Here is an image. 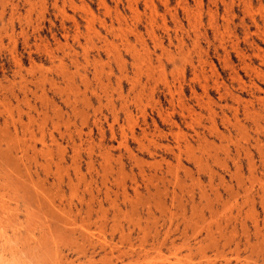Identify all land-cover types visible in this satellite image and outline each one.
Segmentation results:
<instances>
[{
	"label": "rangeland",
	"instance_id": "374dc122",
	"mask_svg": "<svg viewBox=\"0 0 264 264\" xmlns=\"http://www.w3.org/2000/svg\"><path fill=\"white\" fill-rule=\"evenodd\" d=\"M0 37V264H264V0H0Z\"/></svg>",
	"mask_w": 264,
	"mask_h": 264
},
{
	"label": "bare ground",
	"instance_id": "6f19581e",
	"mask_svg": "<svg viewBox=\"0 0 264 264\" xmlns=\"http://www.w3.org/2000/svg\"><path fill=\"white\" fill-rule=\"evenodd\" d=\"M75 25H76V24H75ZM77 35H78V34H77ZM0 39H1V37H0ZM10 40H11V39H10ZM17 61H18V60H17ZM122 63H123V61H122ZM123 64H125V62H124ZM68 78H70V77H68ZM41 80H42V79H41ZM43 80H45V77H44ZM136 81H137V80H136ZM40 82H42V81H40ZM43 82H44V81H43ZM131 82H133V80H132ZM107 84H108V83H107ZM132 84H133V83H132ZM132 84H131V85H132ZM138 84H139V83H138ZM131 87H133V86H131ZM135 87H136V86H135ZM130 89H131V88H130ZM133 89H134V88H132V91H134ZM139 93H140V92H139ZM137 94H138V92H137ZM105 95H106V94H105ZM120 95H121V94H120ZM65 97H66V96H65ZM119 97H120V96H119ZM99 100H100V98H99ZM122 100H124V99H122ZM107 101L109 102V101H110V98H109ZM107 101H106V102H107ZM260 101H261V100H260ZM125 102H126V101H125ZM100 103H101V102H100ZM100 103H99V104H100ZM109 103L111 104L112 102L110 101ZM109 103H107V104H109ZM258 103H259V102H258ZM127 106H128V105H127ZM113 108H114V107H113ZM121 108H122V107H121ZM123 109L125 110L124 113H125V115H126V118H127V117L131 118V117H130L131 115L129 116V112L126 110V108H123ZM112 112H113V111H112ZM113 113H114V112H113ZM130 113H131V112H130ZM115 114H116V113H115ZM37 115H38V114H37ZM116 115H117V114H116ZM246 115H248L247 112H246ZM249 115H250V114H249ZM28 117H30V115H29ZM115 117H116V116H115ZM29 119H30V118H29ZM29 119H28V122L30 121ZM31 119H32V117H31ZM127 119H128V118H127ZM32 121H33V120H32ZM129 122H130V121H129ZM29 123H30V122H29ZM129 124H130V123H129ZM27 125H29V124H27ZM258 125H259V124H258ZM256 126H257V125H256ZM23 127H24V125H23ZM29 127H30V126H29ZM29 127H25V128L28 130ZM31 127H32V126H31ZM21 128H22V127H21ZM25 128H24V129H25ZM31 130H32V128H31L28 132H30ZM58 130H59V129H58ZM66 130H67V129H66ZM101 131H102V130H101ZM110 131H111V135L114 136L115 133H114V131L112 130V128H111ZM31 132H32V136H33L34 133H33V131H31ZM42 133H43V132H42ZM59 133H60V132H59ZM30 134H31V133H30ZM60 134H61V133H60ZM66 134H68V133H66ZM70 134H71V133H70ZM102 134H103V133H102ZM216 134H217V133H216ZM41 135L43 136V134H41ZM62 135H63V134H62ZM70 136H71V135H70ZM112 136H111V137H112ZM197 136H198V135H197ZM132 137H133L134 140L137 139V138H136V135H135V132H134L133 129H132ZM52 138H53V137H52ZM70 138H71V137H70ZM101 138H102V137H101ZM123 138H124V136L122 137V139H123ZM133 139H132V140H133ZM43 141H44V140H43ZM43 141H42V142H43ZM52 141H54V140L52 139ZM55 142H56V141H55ZM256 142L258 143V140H257ZM73 143H74V142H73ZM121 144H122V145H127V144L125 143V140H124L122 143H120V145H121ZM101 145H102V144H101ZM186 147H187V145H186ZM189 147H190V146H189ZM187 149H188V148H187ZM47 154H48V153H47ZM193 156H194V155H193ZM248 157H249V156H248ZM74 159H75V158H74ZM249 162H250V161H249ZM46 163H47V162H46ZM199 163H200V161H199ZM199 163H198V164H199ZM252 163H253V162H252ZM92 165H93V164H92ZM253 167H254V165H253ZM89 168H91V167H89ZM76 170H77V168H76ZM248 170H249V169H248ZM62 174H63V173H62ZM241 178H242V177H241ZM176 181H177V180H176ZM122 183H123V182H122ZM237 183H238V182H237ZM123 185H124V184H123ZM116 188H117V187H116ZM263 191H264V190H263ZM201 192H202V191H201ZM137 193H138V192H137ZM263 193H264V192H263ZM147 194H148V192H147ZM158 194H159V193H158ZM182 194H183V193H182ZM205 194H206V193H205ZM218 194H219V193H218ZM137 195H138V194H137ZM137 195H136V196H137ZM219 195H220V194H219ZM231 195H232V194H231ZM124 197H125V196H124ZM126 197H127V196H126ZM126 197H125V198H126ZM209 198H210V197H209ZM123 199H124V198H123ZM218 199H219V198H218ZM192 200H193V199H192ZM193 202H194V201H193ZM209 204H210V203H209ZM208 208H209V207H208ZM229 208H230V207H229ZM210 209H211V207H210ZM215 209H216V208H215ZM194 210H195V209H194ZM207 211H208V210H207ZM238 216H239V215H238ZM159 256H160V255H159Z\"/></svg>",
	"mask_w": 264,
	"mask_h": 264
}]
</instances>
